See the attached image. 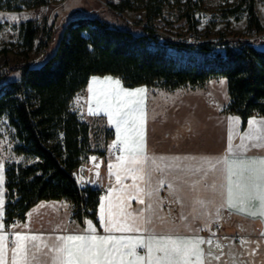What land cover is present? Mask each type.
<instances>
[{
	"label": "trees",
	"instance_id": "16d2710c",
	"mask_svg": "<svg viewBox=\"0 0 264 264\" xmlns=\"http://www.w3.org/2000/svg\"><path fill=\"white\" fill-rule=\"evenodd\" d=\"M165 1L140 0L147 18L142 34L97 16H74L63 26L56 50L41 65L23 64L20 79L0 83V120L6 117L14 129L15 152L34 159L25 165L13 164L6 171L8 222L24 221L41 200L68 198L75 216L82 219L94 214L99 192L88 187L89 194L84 196L74 176L91 150V127L73 109L74 98L93 76L120 78L127 88L168 89L224 77L229 95L227 113L239 115L244 127L250 117L264 116V49L246 36L225 32L218 39L169 40L176 51L152 47L147 36L158 29L156 20ZM243 1L248 4V32L264 30L255 1ZM188 2L191 6L186 17L193 31L197 0ZM47 3L36 0L33 6ZM109 7L120 15L136 9L131 0L110 3ZM22 30L33 50L41 28L28 20ZM51 38L49 35L46 47ZM183 48L187 53L181 52Z\"/></svg>",
	"mask_w": 264,
	"mask_h": 264
},
{
	"label": "crops",
	"instance_id": "0c3cea01",
	"mask_svg": "<svg viewBox=\"0 0 264 264\" xmlns=\"http://www.w3.org/2000/svg\"><path fill=\"white\" fill-rule=\"evenodd\" d=\"M260 49H264V47ZM108 77L112 81H116L112 76H93L88 86L78 93L73 101L74 104L79 95H83V109L74 110L87 116H103L106 124L112 129L111 145L99 155V158L95 159L94 166L81 163L74 172L80 187L89 186L97 192L103 193V196L98 200L94 214L82 219L75 216L74 204L68 198L41 200L28 211L24 221H18L15 225H11L6 218V201L1 199L0 223L3 228L0 229V233L7 235L6 243L8 244L10 236H13L14 240L16 233L42 235L45 240L49 241L60 235L86 234L89 221L96 228L97 234L109 235L104 232L101 226L100 216L102 204L105 215L107 214L109 200L106 197L110 196L114 220L117 218L123 220V217L119 215L123 211L132 213L133 216L143 212L144 219L152 221L151 224L145 225L149 229L147 232H113L111 235L147 238L151 234L157 236L164 234L174 238H200L205 241L211 239V244L205 242L200 245L205 253L204 264H231L232 262L234 264L238 262L264 264V235H262L264 220L259 215L252 216L221 207L226 200V190L221 187L225 184L224 174L220 170L221 166L218 165L216 170L207 171V165L203 160L206 157L221 156L226 150L230 133H233L232 144L234 146L240 144V137L247 130L248 122L244 127L242 118L237 114L213 112L210 115L208 113L211 125H215L216 128L212 129V126L210 128L215 132V136L216 132H221L226 136L225 148L209 144L207 138L212 140L214 134H208L207 131L205 136L206 128L197 121H190L185 125L186 128L183 132L176 131L174 128L163 131L160 122H157L158 108L155 99L150 97V87L127 88L122 86L120 81V85L117 87L114 83L110 84L105 81V78ZM93 78H96L98 82L94 83ZM135 90H142V92L135 96L123 94L125 91L134 92ZM206 105L208 104L206 103ZM104 107H109L114 120L119 119L115 115L117 108L122 113L132 109L134 115L128 118L126 124L120 126L118 132L116 124L109 120L104 111L100 110ZM90 108L93 111H99V115H91ZM186 110L192 112V104L188 103ZM133 119L135 127L132 125ZM250 120L264 121V116L254 115L248 119V121ZM171 125H176V123ZM141 134L146 154L157 158V164L164 169L162 173H152L151 187L158 188V191L153 192L152 197L145 195L149 188L146 184L147 176L143 180L140 179L144 173L126 172L125 168L129 167L127 164L124 167H116L120 163L117 157L129 154L126 151L119 153L111 151L115 143H121L120 141L126 137L129 142H139ZM121 144L124 149L125 145ZM89 156L91 160V155ZM244 156L251 158L264 156V149L253 148L244 153ZM109 165H113L112 174L109 173ZM143 167L146 171H150L151 163H145ZM205 171H207L206 176L204 175ZM117 175L120 176L119 183L116 179ZM161 178L165 180V183L163 186H158L156 181ZM134 184L137 187L134 188ZM169 184L172 185L171 188ZM137 188L144 191H138ZM109 189H113L111 194ZM140 199H143L144 203H140ZM158 201L162 203H158ZM197 201H203V205ZM149 203L152 204L151 211L146 210ZM218 210L219 214H217ZM248 211L258 212V201L253 200L248 206ZM70 217H74V220L70 221ZM158 217H162L163 220ZM142 222L137 221V223ZM241 238L245 239L247 243L241 244ZM11 247L12 245L8 244V264H11ZM44 251L47 250L36 253V260L33 264H44L46 259ZM209 252H211V256L207 255ZM141 254L143 253L141 252ZM215 257H219V259Z\"/></svg>",
	"mask_w": 264,
	"mask_h": 264
},
{
	"label": "rangeland",
	"instance_id": "374dc122",
	"mask_svg": "<svg viewBox=\"0 0 264 264\" xmlns=\"http://www.w3.org/2000/svg\"><path fill=\"white\" fill-rule=\"evenodd\" d=\"M35 1L0 0V83L20 79L22 77L20 67L23 64L41 65L56 50L63 26L74 16H97L113 25L130 28L136 34H142L147 23L144 3L140 0H131L136 9L125 10L121 15L113 11L109 4L119 3L122 0H47V4L34 7ZM254 1L255 12L264 26V0ZM246 3L243 0H197V8L194 10L196 25L192 31L186 17L191 6L188 0H166L156 25L168 40L173 41L194 40L198 37L200 40L218 39L223 32L232 36L247 37L249 28ZM235 9L238 10L231 12ZM28 20H33L35 25L41 28L33 50L27 46L22 30V25ZM49 35L52 38L46 47ZM255 43L257 47H264V41ZM112 78L122 82L120 78ZM122 86H124L123 82ZM150 97L157 103L159 114L157 122H160L163 131L174 128L183 132L185 125L190 121H197L206 128L205 136L207 131L208 134H214L212 140L207 138L209 144L225 148L226 136L221 132H216L215 136V132L212 131L215 125H211L208 113L210 115L213 112L227 113L229 95L226 78H214L203 85H185L177 89L150 87ZM188 103L192 104V112L186 110ZM83 106V95H79L73 104V109L82 110ZM80 116L91 127V150L84 155L82 163L93 167L95 159L110 147L112 129L106 124L103 116H87L81 113ZM174 122L176 125H171ZM16 146L14 129L4 117L0 120V200L7 201L5 186L7 169L13 164L25 165L34 161L31 157L16 153Z\"/></svg>",
	"mask_w": 264,
	"mask_h": 264
},
{
	"label": "snow or ice",
	"instance_id": "6c2138e0",
	"mask_svg": "<svg viewBox=\"0 0 264 264\" xmlns=\"http://www.w3.org/2000/svg\"><path fill=\"white\" fill-rule=\"evenodd\" d=\"M105 81L110 84H115L119 87V80L112 81L111 78H105ZM93 82L97 83L96 78ZM91 90V89H90ZM122 91V90H121ZM142 92V90H135L134 92H123L125 96H135ZM104 111L110 121L116 124L117 131H120V126L128 122V118L134 115V110L130 109L128 112L122 113L117 108L115 115L119 119H113V113L109 107L100 109ZM91 115H99V111L89 109ZM135 127V120L132 121ZM127 131V130H126ZM232 135L228 137V144L225 152L216 158H203L207 165V171L217 169L221 166V171L224 174L225 184L221 185L226 190V200L221 207H227L238 213H245L248 215H259L264 220V156L255 158L246 157L247 153L253 148L264 149V121L250 120L248 121V128L241 135V143L238 145L232 144ZM125 145L122 151H126L128 156L117 157L120 163L116 167H124L125 164L129 167L125 168L128 173L142 172L144 175L140 179L147 176L146 184L149 190L145 195L152 197L154 191L151 187L152 173L163 172L164 169L157 164V158L150 157L145 152V145L143 143V135H140L139 142L132 141L126 137L120 141ZM115 147V144L113 145ZM163 159V158H159ZM151 163V170L146 171L143 167L145 163ZM113 165H109V173L112 174ZM200 171V169H197ZM207 171L204 175H207ZM135 179V177H133ZM117 182H120V176H116ZM158 186H163L165 180L163 178L156 181ZM133 187H137L135 184ZM171 188L172 185L169 184ZM215 187V185H213ZM138 191H144L137 188ZM113 189H109V193ZM135 198V197H134ZM109 200L107 214L105 215L104 205H101V226L104 232L109 235L97 234L96 228L92 222H88L86 234H70L60 235L52 238L50 241L45 240L42 235L31 233H16L12 241L11 247V264H33L36 260V253L44 251V264H204L205 253L200 245L207 242L211 244V239L205 241L200 238H181L173 237L171 235L161 234L159 236L151 234L147 238L143 236H114L113 232H141L149 231L146 224H151V219H144L143 212H139L136 216L132 213H125L121 211L119 214L123 220L117 218L113 219L111 211L110 196L106 197ZM253 200L258 201L259 211L250 212L248 206ZM140 203H144L140 199ZM177 202H179L177 200ZM2 203V202H0ZM158 203H162L159 202ZM203 205V201H197ZM146 210H152V204L149 203ZM219 214V210L217 211ZM163 220L162 217H158ZM143 221L137 223V221ZM3 228L0 223V229ZM264 235V233H262ZM7 235L0 233V264H8L7 249L8 244ZM241 244L247 243L243 238L240 240ZM220 247V245H217ZM139 250V251H138ZM141 252L143 254H141ZM211 256V252L207 254ZM194 258V259H193ZM219 259V257H215Z\"/></svg>",
	"mask_w": 264,
	"mask_h": 264
},
{
	"label": "built area",
	"instance_id": "2783aa9c",
	"mask_svg": "<svg viewBox=\"0 0 264 264\" xmlns=\"http://www.w3.org/2000/svg\"><path fill=\"white\" fill-rule=\"evenodd\" d=\"M206 17H208L206 15ZM158 28V27H157ZM252 41H264V32L263 31H258L257 29H252L248 36L246 37ZM147 40L148 43L150 44V46L158 48V47H164L167 48L169 51H176L177 47L173 44L170 43V41L167 39V36H165L164 34H162L158 29H156L154 32L149 33L147 36ZM194 50H197V47L194 48ZM182 53H187V49L183 48L181 49ZM223 54H225V52L223 51ZM122 144L121 143H115V147L112 146L111 151L113 153H119L122 151ZM89 186H83L81 187V189L83 190V195L84 196H88V188ZM103 196V193L99 192L98 193V198H101ZM82 211H84V208L82 209ZM85 215H83L82 218H84ZM74 217H70V221H73ZM18 222V220L14 219L12 221H10L11 225H15ZM12 241H13V236H10L8 239V244L12 245Z\"/></svg>",
	"mask_w": 264,
	"mask_h": 264
}]
</instances>
